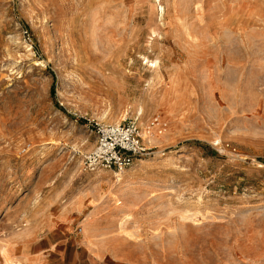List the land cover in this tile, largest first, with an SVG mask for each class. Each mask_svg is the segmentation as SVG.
Returning <instances> with one entry per match:
<instances>
[{
  "label": "rangeland",
  "instance_id": "1",
  "mask_svg": "<svg viewBox=\"0 0 264 264\" xmlns=\"http://www.w3.org/2000/svg\"><path fill=\"white\" fill-rule=\"evenodd\" d=\"M113 260L264 264V0H0V264Z\"/></svg>",
  "mask_w": 264,
  "mask_h": 264
},
{
  "label": "built area",
  "instance_id": "2",
  "mask_svg": "<svg viewBox=\"0 0 264 264\" xmlns=\"http://www.w3.org/2000/svg\"><path fill=\"white\" fill-rule=\"evenodd\" d=\"M138 126L133 123H103L96 128V145L85 156L89 168L124 172L147 153Z\"/></svg>",
  "mask_w": 264,
  "mask_h": 264
},
{
  "label": "bare ground",
  "instance_id": "3",
  "mask_svg": "<svg viewBox=\"0 0 264 264\" xmlns=\"http://www.w3.org/2000/svg\"><path fill=\"white\" fill-rule=\"evenodd\" d=\"M143 136H144V138H145V140H147V141H149V142H152L153 141V137L152 136H150L149 134H148V132H144L143 133ZM125 172V171H124ZM116 175H117V177H118V179L120 180V179H122V177H123V173L122 172H116ZM115 196V195H114ZM119 204H122V201H118L117 202V205H119ZM87 237V236H86Z\"/></svg>",
  "mask_w": 264,
  "mask_h": 264
},
{
  "label": "crops",
  "instance_id": "4",
  "mask_svg": "<svg viewBox=\"0 0 264 264\" xmlns=\"http://www.w3.org/2000/svg\"><path fill=\"white\" fill-rule=\"evenodd\" d=\"M110 264H133V263L129 262L128 260H113Z\"/></svg>",
  "mask_w": 264,
  "mask_h": 264
}]
</instances>
